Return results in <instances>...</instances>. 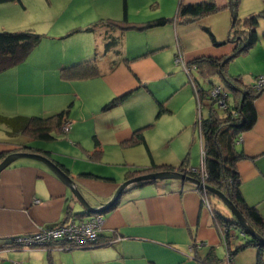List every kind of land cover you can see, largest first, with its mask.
I'll use <instances>...</instances> for the list:
<instances>
[{
  "label": "crops",
  "instance_id": "crops-1",
  "mask_svg": "<svg viewBox=\"0 0 264 264\" xmlns=\"http://www.w3.org/2000/svg\"><path fill=\"white\" fill-rule=\"evenodd\" d=\"M183 1L195 3L203 0ZM216 1L223 7L220 11L191 23L178 20V8L174 16L159 15L158 17H170L174 20L166 26L146 32L167 29L166 34L153 32L152 41L147 40L143 45L136 44L137 47L130 46L135 45V42H132L134 35L138 33L135 29L122 31L100 23L92 32L76 33H86L82 38L83 43L77 45V54L70 51L68 53V50L61 53L59 48H55V41H62L56 39V36L75 29L84 30L96 22L94 17L85 18V14H95L100 19L121 20L124 17L125 4L129 12L128 0H123L121 18L112 15L113 9L118 7L117 0H22L0 4V15L9 9L18 13L21 11L19 16L29 8L45 12L42 24L35 23L33 19H27L26 23L31 22L33 30L46 35L23 63L0 75V112L8 116H50L70 105L72 107L75 104L74 108L79 105L78 115H74L72 110L68 117L72 125L62 142L65 151L44 145L41 140L26 135H10L8 128L1 124L0 153L49 151L50 157L69 171L93 206L107 204L122 181H118L117 176L107 168L112 167L113 163L107 161L104 164L103 159L110 156L126 158L125 162L117 163L121 167H129L126 171V181L128 173L137 166L146 167L137 165L132 156L146 154L151 158L155 152L154 148L157 147V144L150 143L145 130L144 136L150 150L144 143L131 142L138 128L153 123L146 120L152 118L155 107L150 106L149 102H131L130 99L138 97L146 100L150 94L154 98L156 95L147 83L173 72L171 63L160 56L162 49L169 42L165 38L175 35L177 51L174 61L178 53H181L185 62L200 57L222 58L234 53L236 44L231 42L215 45L210 38L205 45L196 43L188 47L182 41L181 33L193 27L184 30L179 27L196 22H201L202 28L209 26L219 41L227 40L232 25V14L226 7L227 0ZM242 4L241 18L264 8V0H242ZM173 5L174 2L168 4V7ZM59 8H62L63 13L81 11L85 18V21L82 20L83 24L79 23L82 26L73 27L77 17L72 16L65 20L60 15L51 16V11L58 12ZM26 15L24 16L27 17ZM214 15L219 16L211 18ZM158 17L153 15L132 22H143ZM128 19L130 20L129 14ZM217 21H222L224 30L220 29ZM4 26L7 28L8 25ZM40 26H43V29H40ZM15 29L18 30L16 27ZM257 30L258 40L249 49L237 55L227 70L228 75L238 74L243 84L247 85L254 84L256 77L264 74L263 19L260 20ZM112 39L119 40L118 45L107 49L108 42ZM94 59L99 64L100 75L73 81L61 77L62 68L78 60ZM233 67L236 68L234 71ZM136 79L139 84H136ZM130 91L134 93L126 101L107 111L103 110L104 105L112 98ZM71 99L75 101L69 103ZM255 107V125L252 129L242 132L237 139V147L247 156L237 163V167L247 202L256 205L264 216V91L255 99ZM100 115L105 118L97 121ZM183 126L188 127L189 124L184 123ZM199 138L202 154L204 143L200 131ZM184 147L178 151L180 156L186 154ZM110 151L114 153H109ZM117 155L121 156L116 157ZM187 157H183L178 165ZM187 161L190 168H199L191 163L190 159ZM83 172L92 175H82ZM103 177H111L112 180ZM197 188L192 183L174 179L129 186L116 206L101 214L103 224L100 239L105 242L112 240L108 245L74 249L49 246L11 250L4 248L7 238L32 235L57 227L72 218L80 219L75 218V214L84 210L70 188L50 167L36 159H18L0 173V264L6 259L11 260V264H225L226 249L225 257L221 258L222 241L214 216L204 205L202 194ZM215 207L227 213L224 206L218 202ZM247 251L250 258L243 256ZM254 251L256 249L248 248L240 252L233 264H256ZM18 259L21 260L20 263Z\"/></svg>",
  "mask_w": 264,
  "mask_h": 264
},
{
  "label": "trees",
  "instance_id": "trees-1",
  "mask_svg": "<svg viewBox=\"0 0 264 264\" xmlns=\"http://www.w3.org/2000/svg\"><path fill=\"white\" fill-rule=\"evenodd\" d=\"M14 1L22 2V0H0V4ZM240 2L241 0H227L226 7L232 14V25L226 41H219L209 26H203V29L209 34L215 45H223L227 42L235 43L236 49L234 53L222 58L200 57L185 63L190 81L196 90L199 105L195 125L199 128L203 138L204 148L202 152V164L204 170L202 172L193 171L187 163L188 158H185L178 167H175L171 164H157L153 157H151V166H137L133 171L128 173L127 177L130 179L138 174H144L145 172L148 173V171L152 170L176 168L179 172L187 173L199 179L203 178L210 186L221 190L234 203L246 218L249 225L264 238V216L256 205H251L247 202L242 192V179L237 167V163L240 160L247 158L245 152L237 147V139L242 132L252 129L255 125L257 120L255 99L262 93V91H264V88L257 89L253 84H243V81L239 76H231L227 73L230 62L237 55L249 49L258 40L259 34L257 29L260 20H264V8L259 12H253L246 17L241 18L239 16ZM222 8L223 7L216 0H203L195 3H187L180 0L177 18L182 23H191L208 15L217 13ZM173 20L174 18L162 16L143 22H132L128 19V10L125 4L124 17L121 20L109 18L99 19L90 24L84 30L76 29L71 31L68 36L80 31L92 32L100 23H105L109 27L118 28L122 31L133 29L144 31L166 26ZM44 38H46L45 34L38 33L33 29L0 31V75L23 63L33 49ZM118 42L119 40L112 39L108 42L107 49H109L110 46L118 45ZM192 70L197 71L201 78L210 80L212 76H218L224 81L225 88H223L227 92L226 100L228 104L226 108H220L219 101L222 97L220 95L214 96L212 94L213 88L218 84H214L210 81V89H204L202 84L199 83L198 78H195L192 74ZM97 75H100V67L96 59L78 62L66 66L61 70V77L68 81L88 79ZM133 93L134 91H130L112 98L104 105L103 110L107 111L117 107L126 101ZM157 101L159 109L156 119L160 118L165 112L171 111L164 101ZM205 101L210 102L207 116H203L202 113V107L204 106ZM70 111L71 105L50 116H8L0 112V124H3L8 128L10 135L22 134L29 136L30 138L49 142L55 140L58 133H65L63 126L64 123L69 120L68 117ZM152 125L153 123H150L138 128L135 131L131 142L144 143L147 145L144 130ZM25 149L30 148L25 147ZM148 150L150 149L148 148ZM9 154L6 152L0 153V161ZM42 154L50 157L49 151L42 152ZM59 165L63 168L62 164ZM63 169L69 173L66 168ZM82 175L89 176L92 175V173L83 172ZM103 178L106 180H112L111 177ZM154 182H156V180H145L138 183V185L142 186ZM197 190L202 194V198H204V195L208 198L209 210L214 216L215 225L219 231L222 245H224L226 249L225 264H233L235 257L248 248L256 249L258 254L257 264H264V261L262 260V256L264 255V244L254 236L248 234L246 228L218 196L205 189L197 188ZM211 198H215L219 202H222L227 209V213L216 208L214 205L216 203L212 204ZM115 206L116 204L113 205V207ZM91 215L93 214L87 213L83 210L82 212L75 214V218L82 219ZM22 237L24 236L7 238L4 243V248L15 250L23 249L25 244L17 241L18 238ZM239 237L242 241L240 243L235 242ZM111 242L112 240H107L106 242L105 240L102 241L99 236L97 241L90 245L88 244L87 246H74L62 240H55L36 247L55 246L64 249L91 248L108 245Z\"/></svg>",
  "mask_w": 264,
  "mask_h": 264
},
{
  "label": "rangeland",
  "instance_id": "rangeland-1",
  "mask_svg": "<svg viewBox=\"0 0 264 264\" xmlns=\"http://www.w3.org/2000/svg\"><path fill=\"white\" fill-rule=\"evenodd\" d=\"M117 2H118V7L113 9L112 15L121 18L123 16V7H122L123 0H117ZM128 2H129L128 14L130 15V20L133 21L135 19L137 20L146 19L153 15L156 17L162 14H166L167 16H170V17L174 16L178 8L179 0H128ZM172 2H174V5L172 7H168V4H172ZM242 7H243V4L241 0L240 5H239V16L243 14ZM62 11H63L62 8H59L58 12L51 11L52 12L51 16L54 15L55 17H57L58 15H60L63 17V19L65 18V20L66 18H70L72 16L77 17L78 19L76 20L73 26L74 28L81 27L82 26L81 24H83L82 20H84L86 17L87 18L94 17V21H97L98 19H100V18H97L95 14H92L91 16H88L87 14H85V18H84L82 16L83 14L81 13V11H76L74 13L72 12L63 13ZM20 13L16 12L14 9H9L6 12L2 13L0 15V31H3V30L14 31L16 30L15 27L18 30L33 29L30 26L31 22L26 23L27 19L29 20L33 19L35 23L42 24V18L45 16V12H38L37 10H31V8H29L28 11H23V13L19 16ZM24 15H26L27 17H25ZM217 16L219 15H214L213 17L211 16V18H217ZM106 17L108 18V16ZM217 23L220 29L224 30V28L221 26L222 21L220 22L217 21ZM200 24L202 23L196 22L191 25H187V26L181 25L179 27V28H182V30H184V28L193 27V29H188V31L181 33L182 38H183L182 41L184 45L186 44L185 46L191 47V46H194L196 43L205 45V43L210 40L209 34L200 26ZM4 25H8L6 26L7 28H4L5 27ZM40 27H41L40 29H43V26H40ZM134 31L138 32L136 33L137 35H134L132 39V42H135V45L131 44L130 46L137 47V45L139 44L143 45L142 43L147 42V40L152 41V37H154L153 32H156L157 34L159 33L166 34L167 29H157L156 31H153L151 33L146 32L149 30H144V31L134 30ZM139 32L140 33L146 32V33L139 34ZM38 33H43V32L38 31ZM69 33L70 32H68L67 34L56 36L57 37L56 39H60L62 41H55L54 43L56 44L55 48L57 49L59 48L61 53H63L65 50L66 51L68 50V53L70 51V52H73V54H77L76 53V51H78L77 45L83 43L82 38L83 36H86V33H80V34L75 33L71 35L70 37L68 36ZM128 36H132V35H128ZM168 36L169 37L165 38L167 42L169 41L168 45L162 49L160 56L164 60H167L168 62L171 63L172 65L171 69H173V72H169L168 74L162 76V78L160 77L155 81L148 82L147 85L151 88V91L155 93L156 95L155 97L157 99L164 101L165 103L168 104L166 105L171 109V111L165 112L160 118L156 119L155 115L158 110V103H157L156 98L155 97L153 98L151 94H150V97H148V99L146 100L145 99L143 100L142 98H138V97H135V99L133 98L130 100H132L131 102H134V101H140L143 103L149 102L150 106L155 107V110L152 114V118H149L146 120V121H152L153 125L145 128V133L147 134V136L149 135V141L152 145L157 144V147L154 148L155 152L153 153V158L155 159L157 163L166 162V163L172 164L175 167H178V162L181 161V159H183V157L187 155L188 156L187 158L190 159L191 163H193L196 167L200 168L202 165V159H201L202 154H201L200 142H199V139H200L199 138V128L195 125L197 115H198V110H199L196 90L192 82L190 81V77L188 76V73H187L188 71L187 68H185L184 65L175 64L174 57H175V52L177 51V44L175 41L176 38H175V35L174 36L168 35ZM179 42L180 40H178V44ZM80 61H83V60H78L75 63H78ZM235 69L236 68H234L232 71H234ZM192 74L194 75L195 78L196 77L198 78L199 83L202 84V87L204 89H210L211 87L210 81H212V83L214 84L221 85L225 88V84L223 83L224 81L218 76H215V77L212 76L210 80L209 79L207 80V79L201 78L198 75L197 71L195 70H192ZM236 75L238 76V74ZM133 77L135 78L134 75ZM138 82H139L138 79H136V84ZM177 90L178 92L176 93ZM71 101H75V100L71 99L69 103ZM131 102L129 103L130 106H131ZM209 104L210 102L205 101V104L202 107L203 116H206L208 114ZM74 105L75 104H73L71 107V112L73 110L74 112L73 114L78 115L77 111L79 109V105H77L75 108H74ZM97 118H98L97 119L98 121V120H103L105 117L100 115ZM184 123H188L189 126L184 127L183 126ZM66 137H67L66 132L58 133L57 138L55 140L51 142H46V141H42V142L44 145H50L54 149H57V150L59 149L63 151L64 144H62V142H63V139H66ZM32 145H35V144H32ZM183 147L185 149L183 150L186 151V154L183 156H180L178 154V151L179 149H182ZM109 153H114V152L110 151ZM120 156L121 155H117L116 157H120ZM121 157L122 158H113V156L106 157L103 159V163L105 164V162L107 161H110L113 163L114 166L113 165L112 167L107 166V168L110 170V173H113V175L117 176L118 181L120 182L122 181V184H123L125 182V177L127 174L126 171L129 170V167L128 168L125 166L121 167L120 165L117 164V163H122L126 161V158H124L123 156ZM143 157H145L144 160H143ZM132 159H134L137 165L139 166L149 167L152 165L151 158L146 154L145 155L135 154L134 156H132ZM163 171L178 172V169L167 168V169H162V170H159V169L152 170V171H148V173L145 172L144 174H138L135 177L148 176V175L155 174L158 172H163ZM211 202L212 204H214L219 201L215 198H211ZM219 204L224 206L225 210H227L225 205L222 202H219ZM72 220L73 218L68 221H72ZM63 224H65V222ZM241 241L242 239L240 237L235 240V242L237 243H240ZM36 246L38 245H33V246L25 245V247L23 248H36ZM11 250H15V249H11ZM220 251H221L220 252L221 258L225 257V246L224 245H221ZM254 252H256L254 253L255 254L254 261L257 264L258 254H257V251H254ZM243 254H244L243 256H245L246 258H250V253L248 251ZM262 260L264 261V255L262 256ZM20 261L21 260H19V263ZM11 263L12 261L7 260V259L2 262V264H11Z\"/></svg>",
  "mask_w": 264,
  "mask_h": 264
},
{
  "label": "water",
  "instance_id": "water-1",
  "mask_svg": "<svg viewBox=\"0 0 264 264\" xmlns=\"http://www.w3.org/2000/svg\"><path fill=\"white\" fill-rule=\"evenodd\" d=\"M21 158H32L39 160L50 167L63 181L64 183L70 188L72 194L76 197L77 201L83 206L84 210L90 214H104L106 213L113 205H115L123 193L127 190V188L131 185L138 184L145 180H181L184 182H189L196 185L198 188L205 189L207 191L212 192L216 196H218L223 203L228 207V209L233 213V215L241 222V224L246 228L248 234L257 238L261 243L264 244V238L259 235L247 222L246 218L242 215V213L238 210V208L234 205V203L219 189L210 186L205 181L196 178L192 175L183 172H158L155 174H151L148 176L143 177H134L126 180L114 194L112 199L107 203L100 207L93 206L88 199L83 194L82 190L77 186L75 179L66 172L54 159L48 157L42 153H35V152H28V151H18L13 152L7 155L1 162H0V173L16 162L18 159Z\"/></svg>",
  "mask_w": 264,
  "mask_h": 264
},
{
  "label": "built area",
  "instance_id": "built-area-1",
  "mask_svg": "<svg viewBox=\"0 0 264 264\" xmlns=\"http://www.w3.org/2000/svg\"><path fill=\"white\" fill-rule=\"evenodd\" d=\"M175 62L176 64H182L185 67L186 62L181 53L176 55ZM253 86L257 89L264 88V74L256 77ZM212 94L214 96L220 95L222 97V99L219 101L220 108L224 109L228 106L226 100L227 92L224 90L223 86H215L212 90ZM71 125L72 122L67 120L64 123L63 130L65 132H69ZM192 170L196 172H202L204 170L203 164L200 168H192ZM201 180L205 181L203 178ZM203 203L207 208H209V201L205 195L203 198ZM102 223L103 216L101 214H93L82 219H73L72 221H68L67 223L65 222V224L59 225L57 227L42 230L38 233H35L34 235L18 238L17 241L25 245L32 246L42 245L55 240H62L74 246H87L88 244L90 245L91 243L98 240L99 233L102 229Z\"/></svg>",
  "mask_w": 264,
  "mask_h": 264
}]
</instances>
